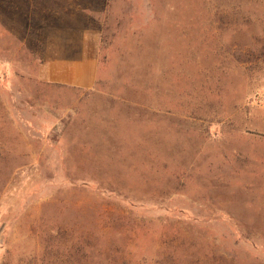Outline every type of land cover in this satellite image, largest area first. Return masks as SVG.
Returning a JSON list of instances; mask_svg holds the SVG:
<instances>
[{
	"label": "rangeland",
	"instance_id": "obj_1",
	"mask_svg": "<svg viewBox=\"0 0 264 264\" xmlns=\"http://www.w3.org/2000/svg\"><path fill=\"white\" fill-rule=\"evenodd\" d=\"M0 264H264V0H0Z\"/></svg>",
	"mask_w": 264,
	"mask_h": 264
},
{
	"label": "crops",
	"instance_id": "obj_2",
	"mask_svg": "<svg viewBox=\"0 0 264 264\" xmlns=\"http://www.w3.org/2000/svg\"><path fill=\"white\" fill-rule=\"evenodd\" d=\"M73 50V49H72ZM71 49L61 50L42 61L39 78L51 84L90 90L98 81L99 60L90 53H72ZM74 51V50H73Z\"/></svg>",
	"mask_w": 264,
	"mask_h": 264
}]
</instances>
